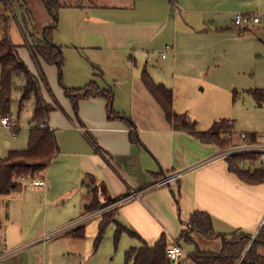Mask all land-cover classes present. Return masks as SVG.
I'll list each match as a JSON object with an SVG mask.
<instances>
[{
	"label": "crops",
	"instance_id": "crops-1",
	"mask_svg": "<svg viewBox=\"0 0 264 264\" xmlns=\"http://www.w3.org/2000/svg\"><path fill=\"white\" fill-rule=\"evenodd\" d=\"M87 8L86 14L78 16V22L71 24L72 30H66L65 34L73 36V46L90 62V66L83 68L88 80L84 85L77 83L68 89L87 87L94 90V95L77 101L75 118L78 124L69 127L76 131V141L63 149L61 155L59 148L58 155L43 173L46 186L33 187L35 193L43 194V198L50 196L54 183L51 171L57 163V171L63 177L61 183L68 178L71 180L64 187L67 200L72 203L65 211L64 205L53 201L55 198L46 200V205L40 207L41 214L34 217L25 214L34 205L32 198L35 196L31 191L24 192L25 188H22L20 192L0 196V255L13 250L0 260V264H81L79 258L74 263V257L82 255L78 240L85 235L75 238L69 233L81 226L85 230L94 218L76 228L50 235L52 232L85 214L95 198L106 204L181 170L188 171L169 186L146 192L116 208L115 222L110 224L116 227L119 223L138 234L148 245L154 244L164 233L167 245H170L181 241L179 236L190 215L204 211L211 216L215 234L228 239L234 233L256 235L261 227L264 228V182L242 181L229 171L225 160L203 165L202 162L221 146L203 143L186 131L174 129L144 86L141 73L146 68L156 84L174 89L171 80L178 75L175 65L181 60L182 46L193 47V51L206 46L214 36L233 27L236 13L263 10L264 0H176L174 5L169 0H131L124 7L91 5ZM26 11L30 13L27 8ZM48 22L44 20L43 24ZM231 31L236 35L242 33L241 30ZM17 53L19 55L18 47ZM154 55L155 60L161 61L158 66L152 65ZM43 63L36 62L38 76L31 73L39 82L47 83L41 67ZM78 68L75 77L69 71L68 80H81L83 73ZM107 92H110L113 115L130 119L139 144L130 140L131 128L122 118L109 115ZM66 102L73 109L69 97ZM52 104L54 109L49 113L46 125L55 131L58 143L51 118L54 112L62 110V106ZM175 107L173 102V110ZM175 113L182 114V111ZM32 116L33 109L31 121L23 131L20 129L21 139L20 133L17 136L11 133V139H4V151L9 153L25 146L29 129L35 126ZM8 117L18 127L11 113ZM1 118L0 115V128L9 130L1 123ZM78 126L84 128L83 132L77 130ZM61 183L59 188L63 187L59 186ZM174 195H178L177 200ZM17 201L22 203V216L10 214L16 209L14 203ZM100 220L98 217L97 227ZM135 239L141 246V241ZM215 239L220 240V245L213 247L215 251L206 252H219L222 240ZM258 253L264 258V246L258 248Z\"/></svg>",
	"mask_w": 264,
	"mask_h": 264
},
{
	"label": "rangeland",
	"instance_id": "rangeland-1",
	"mask_svg": "<svg viewBox=\"0 0 264 264\" xmlns=\"http://www.w3.org/2000/svg\"><path fill=\"white\" fill-rule=\"evenodd\" d=\"M130 1L59 0L61 8L57 10V22L55 24L45 6L44 0H10L11 13L8 16L12 18L11 39L18 47L19 56L29 71L34 72L37 76L39 75L37 61L31 56L30 49L44 42L45 34L43 35V31L46 27H48L46 35L51 44L59 47L58 50L61 51L62 66L60 73L56 65H45V61L38 56L41 64L44 62L41 67L47 82L40 81L43 97L49 100L51 102L49 104L52 106V103L55 104L54 106L58 105V103L62 106V110L54 112L55 114L51 118L58 134L60 155L63 149L69 148L76 141L77 135L75 130L69 128L76 123L78 124V122L76 121L74 110L66 102V98H68L66 90H70L68 89L70 88L69 86L77 85V83L86 84L88 78L83 68L90 66V62L81 56V51L73 46V36L66 35L65 31L72 30V27L69 26L73 25L75 21L78 22L76 20L78 16L82 17L86 14L88 6L124 7ZM64 4L66 6H63ZM70 6H76V8ZM26 8L29 9L30 13H27ZM260 12H264V9L238 13ZM75 14H77V18H75ZM1 20L2 18L0 19V24ZM44 20L49 22L45 25V23L43 24ZM53 24H55L54 28H52ZM233 27H230V30L225 33L214 36L206 46L198 47L194 51L192 50L193 47L182 46V52H180L181 60L177 61L175 65L178 75L175 76L174 80H171L174 84V89L166 87L173 92L175 110H181L188 120L195 121L197 131H206L220 120L233 122L229 129H223L220 132V138L223 140L221 147L226 145L224 138L228 134L248 133L254 134L258 137V140L264 139V102L256 101L252 95L255 91L264 92V16H261L259 24L248 26L245 31L241 30L242 33L240 35L234 34L231 30L240 31L242 26ZM155 57L154 55L151 58L152 65L158 66L161 61L160 59L159 61L155 60ZM78 67L81 68L83 73L81 80H68L69 71L71 70L72 76L75 77L74 73H77ZM76 79L78 78L76 77ZM12 82L10 113L17 122L18 130L15 135L17 136L20 133V129L22 128L21 130L23 131V127H26L31 121L35 98L30 95L22 103V107L19 110L20 89L24 84L23 76H14ZM11 133L12 130L10 128L9 130L0 128V158L6 157L8 153L4 151L3 141L7 137L11 139L9 137ZM22 137L23 134L20 133V139ZM27 141L20 150L27 147ZM13 147H15L14 144ZM69 171L72 173L74 170L71 167ZM51 179L54 180L53 190L51 195L46 196V198H43L41 193H35L33 187L24 189V192L31 191V194L35 196V198H32L34 205L29 212L26 210V215L34 217L38 214L40 215V207L43 208L47 201L52 198H55L53 201H59V205H64L63 209L65 211L69 210L72 201L67 200L68 194L64 186H67L68 181L71 182V180L68 178L64 180L66 181L65 183H61L63 177L57 171V163L51 171ZM59 183H61L59 186H63L62 188L58 187ZM72 200L74 201L75 198ZM50 201L49 206L52 205ZM109 203L97 206L86 213L97 210ZM14 204H16V209L10 214L22 216L20 211L22 203L17 201ZM39 208L40 210L38 211ZM113 209L107 210L103 215H112ZM98 217L87 223L85 237L78 240L81 242V247L79 248L82 255L79 254L78 256L80 257H74V263H77L79 258L81 264H124L125 251L131 247H139L137 240L131 238L125 232L115 239L114 231L116 227L114 224H109L102 235L100 243L97 245L96 222ZM195 239L199 247L204 251H215L213 247L220 245L219 239H214L211 242L205 241L207 240L206 238L203 240L200 236H195ZM168 240H171V238L169 237ZM175 243L183 247L184 256L171 264H194L191 260V255L195 249L194 245L187 244L184 240L175 241Z\"/></svg>",
	"mask_w": 264,
	"mask_h": 264
},
{
	"label": "trees",
	"instance_id": "trees-1",
	"mask_svg": "<svg viewBox=\"0 0 264 264\" xmlns=\"http://www.w3.org/2000/svg\"><path fill=\"white\" fill-rule=\"evenodd\" d=\"M45 6L54 20L57 22V10L61 8L59 0H44ZM176 0H169L171 5H174ZM63 6H66L64 4ZM62 6V7H63ZM10 0H0V115L8 117L10 113L11 94L13 88V77L21 75L24 79V84L20 89L19 110L22 103L33 95L35 98L33 107L32 120L35 126L29 129L27 147L22 150L10 151L5 158H0V196L17 193L21 191V185L18 180L22 177L29 179L42 178L43 173L56 158L59 153L57 137L55 131L47 127L44 120H47L49 113L54 109L47 101L44 100L41 92L39 80L29 71L28 67L22 61L17 53V46L13 44L10 29L12 18L8 16L11 13ZM52 25V28L55 27ZM234 27H239L233 24ZM47 28L43 31L44 42L38 46L31 47V56L35 61H38V56L46 63L54 64L60 73L62 66L61 51L59 47L51 44L47 37ZM248 27H242L240 30L245 31ZM141 80L153 96L156 102L161 107L169 124L177 130H183L197 138L203 143H213L218 146L223 144L220 138L223 129H229L233 122L220 120L215 122L206 131H197L196 122L188 120L185 114H176L173 110V93L171 89L166 88L162 84H156L150 77L146 68L141 73ZM75 113L77 112V101L81 98H87L94 95L90 88L77 90H66ZM101 95V93H97ZM256 101L264 102V92L255 91L252 93ZM106 106L109 115H113L111 106L110 92H107ZM115 114V113H114ZM112 117V116H111ZM131 128L129 134L132 142L140 143L136 135L133 134V124L127 117L119 116ZM42 124L44 126H42ZM18 128H12L13 135L17 134ZM251 138H255L251 134ZM93 141V139L91 138ZM94 142V141H93ZM239 158H231L227 160L229 171L236 174L239 179L246 183L258 184L264 182V170H244L238 166ZM163 177V176H162ZM161 177V178H162ZM128 194V192L126 193ZM126 194L120 196L123 197ZM178 195H174L177 200ZM118 197V198H120ZM116 198V199H118ZM115 200V199H114ZM96 198L87 206L90 211L97 206H102ZM115 209L111 214H105L100 217L98 223L96 244L101 241L102 235L106 227L114 220ZM188 228L179 236L180 240H184L187 244H193L195 249L191 255V260L195 264H264V258L258 253V248L264 246V228L261 227L256 235L250 236L245 233L232 234L228 239L226 236L215 234L212 229L211 216L204 211L193 212L187 223ZM115 239L119 238L122 233H127L130 237L138 238L141 241V246L128 248L124 253V264H171L165 256V248L167 246V238L162 233L154 244L148 245L135 232L116 223L114 231ZM75 238H83L85 235L84 227H78L69 233ZM195 236L204 237L208 240L220 238L222 240L219 252H206L201 250L197 244Z\"/></svg>",
	"mask_w": 264,
	"mask_h": 264
},
{
	"label": "built area",
	"instance_id": "built-area-1",
	"mask_svg": "<svg viewBox=\"0 0 264 264\" xmlns=\"http://www.w3.org/2000/svg\"><path fill=\"white\" fill-rule=\"evenodd\" d=\"M262 15H264V12L236 13L234 16L233 22L234 24L238 26L248 27V26L259 24L261 21ZM164 54L165 53L163 52L162 53L163 57H164ZM44 122L46 123L47 120H44ZM1 123L3 125L8 126L11 129L16 127L15 123L11 121L9 117H2ZM42 126L44 125L42 124ZM77 130L83 132L84 128L81 126H78ZM224 141L226 145L224 147H220L216 153H214L211 157H209L204 162H202L203 165L217 161V160L227 161L228 159H231V158H239L238 166L244 170H250V171L255 170V169L264 170V139L258 140V137L256 136L253 139L251 138V134H248V133H239V134L234 133V134H228L224 138ZM187 171L188 170H181V171L174 172L170 175H167V176H164L158 179L157 181L153 182L152 184L142 189L132 190L128 192V194H126L125 196L115 199L111 201L109 204L97 210L83 214L78 219L66 224L64 227L52 232L50 235L61 233L66 230H70L72 228H76L77 226L83 224L84 222L90 219L101 216L107 210L118 208L124 203H127L133 199H136L140 195L146 192H149L151 190H154L160 187L169 186L172 182L177 181ZM18 182L21 184L22 188H31V187L43 188L46 186V181L43 178L29 179V178L22 177L18 180ZM186 228H188L187 225L185 226V229ZM12 251L6 254L0 255V260L12 254ZM165 256L167 257L169 261L174 263L184 256L183 247L176 243L167 245L165 248Z\"/></svg>",
	"mask_w": 264,
	"mask_h": 264
}]
</instances>
